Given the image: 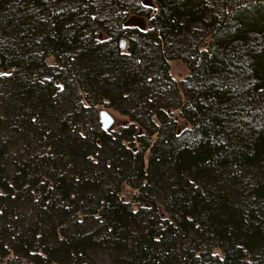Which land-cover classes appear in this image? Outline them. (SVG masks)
<instances>
[{
  "label": "trees",
  "instance_id": "1",
  "mask_svg": "<svg viewBox=\"0 0 264 264\" xmlns=\"http://www.w3.org/2000/svg\"><path fill=\"white\" fill-rule=\"evenodd\" d=\"M127 1L0 0V264H264V0Z\"/></svg>",
  "mask_w": 264,
  "mask_h": 264
},
{
  "label": "rangeland",
  "instance_id": "2",
  "mask_svg": "<svg viewBox=\"0 0 264 264\" xmlns=\"http://www.w3.org/2000/svg\"><path fill=\"white\" fill-rule=\"evenodd\" d=\"M126 3H132L130 6V11L127 12L126 17L123 20L122 26L125 29H129V30H140V31H144L145 29H147L149 27V20L146 16V12H147V8L150 9V16L152 17L154 14V10L155 7L153 5L152 2H150L149 0H139L138 1V5L141 6L142 11L137 12L134 2H132V0L127 1ZM64 5H62V8L64 10L68 9L67 6L63 7ZM57 7L61 8L60 5H57ZM56 7V8H57ZM148 9V10H149ZM102 32V31H101ZM132 32V31H129ZM100 37H104V34L99 33ZM129 36H133L131 33H129ZM135 37V36H134ZM136 38V37H135ZM122 39H124V48L122 50L123 53H126V49H127V45H128V38L126 36H121L118 40V47L120 48L119 45V41H121ZM121 51V49H120ZM169 73L170 76L172 77V79L176 82L179 83L182 80H185V77L187 75V68L186 65L184 63V61L181 58H172L169 61ZM0 73H2V70L0 69ZM56 84H57V89L58 90H62L63 89V85L62 83L58 82L56 80ZM181 90V89H180ZM104 110L107 111L114 119V124L112 126H110L109 128H103L102 123L100 121V112ZM87 113V112H84ZM97 114V115H96ZM174 115L176 118V132L179 134L184 128V118L181 117L179 115V110H174ZM134 117L135 119L131 118ZM86 128L88 127V130H94L97 131L98 129H102L106 132H112L114 131V129L117 128H121V127H127L130 124H133L134 127L137 129V134L138 135H142V136H147L148 133L150 131H152V127L145 121H143V119H141L140 117V112H138L137 110L133 109V107H129L127 105L123 106L122 110H118L115 109L113 107L107 106L105 101L102 104L96 103L94 105V111L92 112H88V114H86ZM141 120V121H139ZM150 120L152 121V117L150 118ZM143 124H141V123ZM148 141L151 140V137L149 136V138H147ZM153 141V140H151ZM135 142V141H134ZM144 142V141H143ZM147 143V141H146ZM144 143V145L146 144ZM140 144H143L142 141L139 142H135L134 146L135 149L140 147ZM122 187V195L125 196H130L132 193H134L130 188L125 187V185H121ZM158 211L161 212L162 216L165 217L166 212L163 208V206H157ZM94 262L95 264H112L109 257L105 254H101V253H97L95 254L94 257Z\"/></svg>",
  "mask_w": 264,
  "mask_h": 264
},
{
  "label": "water",
  "instance_id": "3",
  "mask_svg": "<svg viewBox=\"0 0 264 264\" xmlns=\"http://www.w3.org/2000/svg\"><path fill=\"white\" fill-rule=\"evenodd\" d=\"M113 117L107 112L102 110L100 112V121L102 123L103 128H109L112 124Z\"/></svg>",
  "mask_w": 264,
  "mask_h": 264
},
{
  "label": "flooded vegetation",
  "instance_id": "4",
  "mask_svg": "<svg viewBox=\"0 0 264 264\" xmlns=\"http://www.w3.org/2000/svg\"><path fill=\"white\" fill-rule=\"evenodd\" d=\"M120 40H121V39H120ZM124 41H125L124 39H122L121 41H119V45H120L121 52H122L123 49H125V48H124V44H125ZM113 124H114V119L112 120V124H111V126H112ZM114 130H115V129H114Z\"/></svg>",
  "mask_w": 264,
  "mask_h": 264
},
{
  "label": "bare ground",
  "instance_id": "5",
  "mask_svg": "<svg viewBox=\"0 0 264 264\" xmlns=\"http://www.w3.org/2000/svg\"><path fill=\"white\" fill-rule=\"evenodd\" d=\"M97 115V114H96Z\"/></svg>",
  "mask_w": 264,
  "mask_h": 264
}]
</instances>
